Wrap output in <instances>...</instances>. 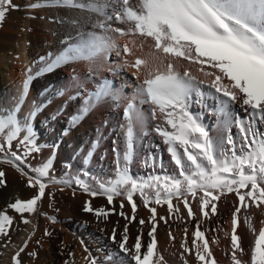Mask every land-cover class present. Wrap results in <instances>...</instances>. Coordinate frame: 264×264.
Returning <instances> with one entry per match:
<instances>
[{"label":"snow or ice","instance_id":"obj_1","mask_svg":"<svg viewBox=\"0 0 264 264\" xmlns=\"http://www.w3.org/2000/svg\"><path fill=\"white\" fill-rule=\"evenodd\" d=\"M18 7L13 0H0V24L9 10ZM28 7H69L87 11L92 14L88 23L94 30L77 32L75 40L68 36L62 41L66 46L54 58L51 53L47 57L40 56L39 62L43 67L34 74L32 67L27 68L26 79L22 82L19 95L13 98L12 107H0V161L18 169L25 176L28 187L38 188L37 194L31 198H17L0 211V236L7 237L13 225L14 217L8 214L9 209L21 216L24 213H36L38 202L44 197L49 183L67 186L75 184L92 197L106 196L109 204L115 196L126 193L132 215L129 217L124 212L119 214L128 223L136 221L137 204L134 194L137 192L146 207L153 202L157 205L167 204L169 213L177 214L179 206L173 204V197H183V204L190 218H195V213L189 203V196L195 199L197 192H202L200 212L207 218L217 212L216 201L221 196L235 192L239 205L232 213L231 232L226 233L231 241L230 260L232 264H264V226L257 231L251 217L243 218L245 225L255 234L248 260L241 259L245 250L241 244V236L237 234L241 209L246 210L252 205L256 208L264 206V131L259 127L264 124V0H137L136 3L132 0H38ZM55 22L64 23L63 20ZM69 23L81 26V21L76 19ZM116 24L123 26L118 27ZM95 29L102 30L103 35H98ZM119 37L129 39L120 44ZM136 38H143L140 49H143L144 41L151 39V51L146 58L136 56L134 61H129L127 56L133 55V48L129 45H135ZM113 52L122 58V63L109 68V71L132 68L136 70L134 75L137 80L140 79L138 73L144 71L145 78L138 86L137 93L144 97L143 102L151 105L152 119H156L157 113L161 115L162 123L157 124L154 130L167 146L170 159L183 179L155 176L150 180L138 181L129 174V165L135 155L137 126L142 127L145 122L135 101L128 102L124 110L126 124L121 126L124 129L123 153L114 148L117 155V178L110 184L101 183L100 191L92 190L79 176L75 179H57L51 174L53 158H48L35 167L29 163V157L42 149L37 143L31 120L51 103L50 100L39 105L33 102V108L24 123H21L19 113L27 100L32 81L59 67L79 61L89 62L88 74L91 78L96 74L91 64L101 56L107 61ZM178 59L198 64L204 76L211 79H200L187 68L181 71L175 65ZM205 65L212 70L206 71ZM73 79L79 78L74 74ZM225 80L229 83H225ZM204 85L207 86V91L204 90ZM194 94L201 104L205 97L218 101L217 111L224 117L226 135L214 139L200 116L189 111ZM57 95H63V92H58ZM108 96L119 99L105 82L88 96L79 113L71 117V125L79 123ZM235 104H239L246 112L244 118H233L228 112L229 106ZM232 125H235L240 136L239 147L231 134ZM67 131L65 129V134ZM98 143L99 137L93 142L89 157ZM150 159L153 164L156 163V157ZM25 168L29 171H25ZM5 175L0 170V184H6ZM242 189L246 191L242 192ZM150 190H154V201L148 196ZM83 210L105 219L115 211L104 207L93 208L91 201L85 202ZM149 210V222L152 226L148 233L150 242L146 245L142 244L141 232L134 244L129 246L128 223L119 240L116 229L112 230L110 238L118 245L116 259L119 264H165L163 256L157 253V209L150 207ZM49 219L53 223L57 222L55 216ZM160 219L167 223L166 218ZM23 223L30 221L24 218ZM138 223L144 225L145 220L140 219ZM261 224L264 225V221ZM46 234L50 235L47 230ZM198 241H202V245ZM27 245L26 240L15 252V264H22L21 253ZM182 247L184 253L193 254L194 250L197 264H217L199 223L194 232L193 247H188L186 241ZM28 255L35 256L36 253ZM120 256L126 260H120ZM85 259L88 264H98L97 258L90 254ZM109 264H113L111 258ZM184 264H188V261L185 260Z\"/></svg>","mask_w":264,"mask_h":264},{"label":"bare ground","instance_id":"obj_2","mask_svg":"<svg viewBox=\"0 0 264 264\" xmlns=\"http://www.w3.org/2000/svg\"><path fill=\"white\" fill-rule=\"evenodd\" d=\"M34 2L38 0H13V3L19 7L9 10L5 20L0 24V107L3 108L12 107L13 98L19 95L22 82L26 79L27 68L32 67L34 74L43 67V64L39 62L40 56L47 57L51 53L54 58L66 46L62 41L68 36L75 40L77 32L94 30L88 23V18L92 14L87 11L69 7L29 8L28 5ZM132 2L136 3L137 0ZM73 19L81 21V26L76 27L70 24L69 21ZM56 20H63L64 23H57ZM95 31L98 35H103L102 30L95 29ZM128 39V37H119L118 43L123 44ZM142 39L136 38V44L129 45L133 48V55L127 56L129 61H134L136 56L146 58L151 51L150 45L153 43L151 39L144 41L143 49L139 48ZM120 63L122 58L117 57L113 52L107 61L101 56L91 64L96 71L91 78L88 74L89 62L79 61L59 67L32 81L27 100L19 113L21 123H24L29 111L33 108V102L39 105L50 100L51 103H48L31 120L37 143L42 146V149L29 157V163L35 167L48 158H53L51 174L57 179H75L79 176L89 184L92 190L100 191L101 183L110 184L117 178L118 165L114 148L123 153L124 129L121 126L126 124L124 110L128 102L135 101L136 107L145 117V122L142 127L137 126L135 155L129 165V174L138 181L150 180L155 176L183 179L170 159L166 150L167 146L154 130L157 124L162 123L161 115L157 113L156 119H152L151 105L143 102L144 97L137 93L138 86L145 78L144 71L141 70L138 73L140 79L137 80L134 75L135 69L108 70ZM175 65L181 71L190 69L191 73L200 79H211L204 76L198 64H190L188 61L178 59ZM204 68L206 71L212 70L207 65ZM74 74L79 78L78 80L73 79ZM105 82L111 87L113 95L118 96L119 99H113V96L105 97L79 123L72 126L71 117L79 113L88 96ZM224 82L229 83L227 80ZM58 92H63V95H57ZM197 100L198 97L194 94L189 111L200 116L202 123L207 126L214 139L226 135L224 117L217 111L218 101L205 97L201 104ZM228 112L233 118L246 116V112L239 104L229 106ZM259 127L261 131H264V124H260ZM65 129L68 130L67 134ZM231 134L239 147L241 141L235 125L231 126ZM98 137L99 143L89 157L88 153L92 151L93 142ZM150 157L157 158L155 164ZM0 170L6 173L4 177L6 184H0V211L17 198L28 199L37 194L38 188L28 187L25 176L11 164L0 161ZM25 171L29 170L25 168ZM84 173L88 175H83ZM148 196L154 201V190H150ZM201 196L202 192L198 191L195 199L188 197L195 213V218H190L184 207L183 197H173V204L179 206L177 214L169 213L167 204L157 205L153 202L146 207L143 198L137 192L134 194L137 204L136 221L128 223L119 214L124 212L129 217L132 215L126 193L115 196L113 202L109 204L106 196L92 197L75 184L67 186L49 183L44 197L38 202L36 213H24L21 216L9 209L8 214L14 217V222L8 236H0V264H15L13 256L26 240L28 245L21 253L22 264H66V262L67 264H88L85 257L89 254L97 258L98 264H109L110 258L113 264H119L116 259L118 245L110 238L112 230L116 229L117 240H119L125 224L128 223L129 246L134 244L137 235L141 232L142 244L146 245L150 242L148 233L152 226L149 222L150 207L157 209L158 224L155 233L157 253L163 256L165 264H184L185 260L188 264H197L194 250L193 254L184 253L182 245L186 241L188 247H193L194 232L198 223L200 230L205 232L217 264H232L231 241L226 233L231 232L232 213L239 205V198L235 192L226 193L219 201H216L217 212L205 218L200 212ZM86 201H91L93 208L104 207L115 209V211L111 212L106 219L98 218L94 213L83 210ZM121 201H123V207H121ZM51 216L56 217V223L49 219ZM244 216L252 218V223L258 231L264 226L261 224V221H264V206L256 208L252 205L246 210L241 209L237 234L241 236V244L245 250L241 259L248 260L250 249L254 245L255 234L245 225ZM161 217L166 218L167 223L160 219ZM24 218L30 223H23ZM140 219L145 220L144 225L138 223ZM185 229H187V235H185ZM46 230L50 235L46 234ZM29 237H31L30 240ZM197 243L202 245V241ZM32 252L36 255H28ZM182 253H184L183 256ZM119 259L126 260L123 256Z\"/></svg>","mask_w":264,"mask_h":264},{"label":"rangeland","instance_id":"obj_3","mask_svg":"<svg viewBox=\"0 0 264 264\" xmlns=\"http://www.w3.org/2000/svg\"><path fill=\"white\" fill-rule=\"evenodd\" d=\"M203 87H204V90L207 91V86L204 85ZM121 110H122V109H120V111H121Z\"/></svg>","mask_w":264,"mask_h":264}]
</instances>
